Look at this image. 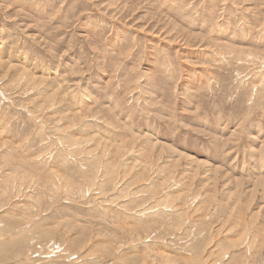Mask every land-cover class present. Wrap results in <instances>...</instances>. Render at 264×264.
Segmentation results:
<instances>
[{"label":"rangeland","instance_id":"1","mask_svg":"<svg viewBox=\"0 0 264 264\" xmlns=\"http://www.w3.org/2000/svg\"><path fill=\"white\" fill-rule=\"evenodd\" d=\"M5 245L264 264V0H0Z\"/></svg>","mask_w":264,"mask_h":264},{"label":"bare ground","instance_id":"2","mask_svg":"<svg viewBox=\"0 0 264 264\" xmlns=\"http://www.w3.org/2000/svg\"><path fill=\"white\" fill-rule=\"evenodd\" d=\"M18 232V231H17ZM7 249H8V246L7 245H5V246H3V247H0V252H4L5 254H7ZM1 255V254H0Z\"/></svg>","mask_w":264,"mask_h":264}]
</instances>
